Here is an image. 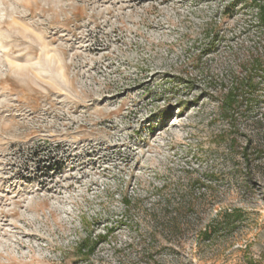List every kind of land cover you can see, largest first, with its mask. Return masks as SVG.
<instances>
[{
  "label": "rangeland",
  "instance_id": "rangeland-1",
  "mask_svg": "<svg viewBox=\"0 0 264 264\" xmlns=\"http://www.w3.org/2000/svg\"><path fill=\"white\" fill-rule=\"evenodd\" d=\"M254 4L0 0V264H264Z\"/></svg>",
  "mask_w": 264,
  "mask_h": 264
},
{
  "label": "trees",
  "instance_id": "trees-1",
  "mask_svg": "<svg viewBox=\"0 0 264 264\" xmlns=\"http://www.w3.org/2000/svg\"><path fill=\"white\" fill-rule=\"evenodd\" d=\"M256 2V1H254ZM255 5V4H254ZM233 3L229 4L228 6L224 7L223 12H227L229 10V8L233 7ZM256 9H257V24L259 25V27L264 28V4H257L255 5ZM211 43L209 42L208 45H210ZM249 66V67H248ZM261 66V62L257 59L252 61L251 63L248 62V64L244 65V67L246 68L247 71H254L256 68ZM246 74L244 76H242V78L236 79L235 80V87L233 88V90L231 92H229L226 96L227 102H226V107H230L233 106L235 104L238 103V100L236 99V97L240 96L237 93L240 92H244V94H248L250 95V90H254V84H253V76L252 73L249 72H245ZM247 91V92H246ZM242 97V95L240 96ZM246 101L248 100L249 103H251V99L250 98H246ZM230 105V106H229ZM125 203H127L126 205H128L129 203L126 202V200H124ZM163 224H165L164 229L166 231H168L169 233L173 232L175 230V223H174V218H169V219H164L163 218ZM102 239L104 241V238H101L100 236L97 238V240L95 241L94 244H85L87 243L86 240H84L82 243V246L87 247V251L92 252L96 243L99 242V240Z\"/></svg>",
  "mask_w": 264,
  "mask_h": 264
}]
</instances>
